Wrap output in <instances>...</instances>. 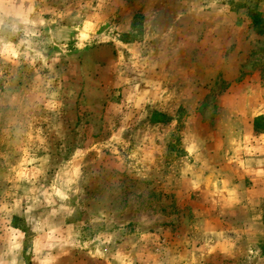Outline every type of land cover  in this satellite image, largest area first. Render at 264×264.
<instances>
[{"label":"rangeland","instance_id":"obj_1","mask_svg":"<svg viewBox=\"0 0 264 264\" xmlns=\"http://www.w3.org/2000/svg\"><path fill=\"white\" fill-rule=\"evenodd\" d=\"M225 127L264 133V0H0V264H264V200L236 247L197 200Z\"/></svg>","mask_w":264,"mask_h":264},{"label":"crops","instance_id":"obj_2","mask_svg":"<svg viewBox=\"0 0 264 264\" xmlns=\"http://www.w3.org/2000/svg\"><path fill=\"white\" fill-rule=\"evenodd\" d=\"M247 118L251 119L248 113ZM231 129L225 127L223 131L214 132L208 139L201 136L191 139L186 137L184 149L187 156L193 159L194 187H208L215 191V197L197 200L202 202V209L208 210L212 206L222 208V219H230L232 223L229 228L227 224H222L223 232H228L225 235L232 238L228 243L236 247L237 240L232 232L244 238L247 235L246 220L251 223L262 218L264 133L254 134L251 130H246L245 134H241L242 128H239L234 130L236 135ZM234 139L238 141L237 144L229 147L228 142ZM218 144L224 147L217 148Z\"/></svg>","mask_w":264,"mask_h":264},{"label":"trees","instance_id":"obj_3","mask_svg":"<svg viewBox=\"0 0 264 264\" xmlns=\"http://www.w3.org/2000/svg\"><path fill=\"white\" fill-rule=\"evenodd\" d=\"M262 253H263V255H264V247H263V252H262Z\"/></svg>","mask_w":264,"mask_h":264}]
</instances>
